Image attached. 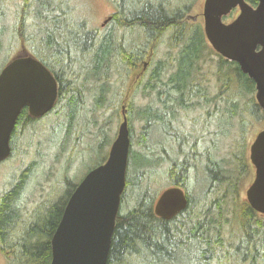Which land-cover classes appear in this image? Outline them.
<instances>
[{
  "label": "trees",
  "instance_id": "obj_1",
  "mask_svg": "<svg viewBox=\"0 0 264 264\" xmlns=\"http://www.w3.org/2000/svg\"><path fill=\"white\" fill-rule=\"evenodd\" d=\"M57 1L22 0L13 16L9 39L11 45L20 41L27 45L28 53L37 57L58 81L56 106L38 121L53 115L57 118L48 138L51 142L65 132L58 156L67 152L62 183L71 190L64 201L57 202L53 198L58 191L52 190L25 217L22 195L35 167L31 164L16 183L0 191V253L6 264H50L52 235L77 186L68 172L77 159L72 150L81 130L77 137L73 136L81 126L78 119L88 97L93 96L95 109L111 110L104 124L110 126L112 118H118L119 104L125 99L123 94L132 71L142 61L153 64L156 46L165 35L169 36L171 48L182 46L181 49L170 60L156 61L149 76L142 78L138 87H142L143 97L150 101L138 105L132 98L127 104L131 163L136 167L133 174L128 173L127 188L133 187L136 196L133 207L118 214L107 264H164L176 259L182 249L188 251L185 260L193 264H264V216L239 199L250 166L247 135L263 121L264 114L251 95L255 92L254 81L236 62L222 56L215 72L218 94L208 96L211 91L205 83L203 60L209 46L203 30L185 20L197 0H113L116 10L109 30L90 25L78 15L72 2ZM247 1L252 5L258 3ZM5 2L0 0V21L6 18ZM134 33L138 37L132 38ZM1 41L0 38V51ZM222 101L226 104L224 109L220 107ZM203 106L218 109L219 137L234 138L230 135L236 129L237 137L231 142L228 158H217L215 147H190L182 133L185 130L174 122L182 111ZM26 114L24 109L20 117ZM134 117L143 123L137 144L145 152L133 149ZM104 127L98 136L103 135L105 144L104 140L99 141L91 151L101 153L110 144ZM156 127L177 143L170 160L163 156L167 150L164 145L159 152L150 147L148 135ZM17 129L13 139L23 131L21 126ZM15 150L13 147L11 157ZM165 161H169L167 167H163ZM194 167L197 171L201 168L208 186L217 194L207 205L197 204L189 191L190 170ZM160 174L165 175L164 186ZM172 185L183 187L190 203L178 216L162 220L154 213V202L163 189ZM125 195L126 191L123 200ZM225 210L231 212V219L225 216ZM231 221L236 230L229 238L224 236L223 226Z\"/></svg>",
  "mask_w": 264,
  "mask_h": 264
},
{
  "label": "water",
  "instance_id": "obj_2",
  "mask_svg": "<svg viewBox=\"0 0 264 264\" xmlns=\"http://www.w3.org/2000/svg\"><path fill=\"white\" fill-rule=\"evenodd\" d=\"M257 2L253 6L247 0H205L204 33L217 53L236 62L254 81L255 98L264 114V0ZM236 8L240 10L238 16L224 22V17ZM57 98V79L34 56H17L3 68L0 162L11 155V137L22 109L28 107L31 116L42 117L54 108ZM127 111L123 106V120L106 161L90 170L70 195L51 238L50 264H107L127 185L131 147ZM249 154L256 174L246 191L247 201L264 216V128L256 134ZM188 205L185 189L172 185L160 192L153 210L162 220H171Z\"/></svg>",
  "mask_w": 264,
  "mask_h": 264
},
{
  "label": "rangeland",
  "instance_id": "obj_3",
  "mask_svg": "<svg viewBox=\"0 0 264 264\" xmlns=\"http://www.w3.org/2000/svg\"><path fill=\"white\" fill-rule=\"evenodd\" d=\"M59 1V0H58ZM57 1V2H58ZM60 1H70L72 2L74 8L76 9L78 15L82 18H86L90 25L95 28H101L103 30H109L111 28V20L112 15L116 10V7L113 3V0H60ZM22 0H6L5 2V11L7 12L5 20L0 21V33L2 31V35L0 36L2 44V49L0 51V72L3 68L14 58L17 56H25L30 55L28 53V46L23 42H17L13 45L10 43V35H11V22L13 20L14 13ZM204 3L205 0H197L194 6L191 8L185 20L196 27H199L203 30L204 33ZM239 11L235 12V15L238 14ZM233 17H229L225 19V22H230ZM110 18V19H109ZM109 19V20H107ZM71 20H73L71 18ZM107 20V21H106ZM205 35V34H204ZM138 37V33H134L132 38ZM168 35H165L159 44L156 46V55L154 56L153 64L145 63L147 60L142 61L137 68H135L127 84L125 92L123 94V101L118 102L119 110H118V118H112L110 126H105V121L107 117L111 113V110H105L103 108L95 109L94 106V98L93 96H89L87 102L85 104V108L81 112L79 120L80 128L75 132L73 138L77 137L78 134V142L75 144L72 152L76 153L77 159L72 164L68 176L74 183H79L81 179L94 167L100 165L105 156L107 157L109 154V150L112 142L115 140L118 134L119 125L123 120L122 115V106L123 104H128V101L133 98L134 102L138 105H145L150 101V98L143 97V89L142 87H138L142 78L144 80L149 76L150 71L153 69L156 61L159 60H170L171 57H175L178 51L181 49L179 47L171 48L168 42ZM205 40L207 45L209 46L208 55L205 56L203 60V72L204 77L207 80L205 83L209 84L210 91L213 95L218 94V81L217 76L215 74L217 69V63L219 57L218 54L212 46L209 44L208 40ZM34 56V55H32ZM35 57V56H34ZM37 58V57H36ZM121 88V85H119ZM254 98L256 96V90L253 94H251ZM256 100V98H255ZM220 104V102H219ZM206 107V106H205ZM220 107L223 109L226 108V104L222 101ZM213 108V106L211 107ZM217 109V108H216ZM207 109L197 107V109H188L184 110L180 113L179 118V126H181L185 131H194L193 138H198L201 134L205 136L206 144H209L211 137L210 132H214L218 129V115H209L205 112ZM212 112V110H210ZM218 113V109H217ZM129 115V113H128ZM89 119V121H88ZM134 151L145 152V150L137 144V141L140 139V130L143 126V123L134 117ZM234 123L236 122L234 119L232 120ZM30 122L31 125H34V130H30V128L22 127L21 134H18L15 139L11 141L12 147H15V155L11 157L9 160L2 162L0 164V191L8 188L12 184L16 183L19 176L23 171H25L31 164H35V167L30 175L25 190L22 195V201L24 203V213L25 217H27L30 212H32L38 204L43 202L49 193L52 190L58 191L57 196L53 200L64 201L67 197L68 193L71 190V187L65 186L62 183L64 179L62 176L63 169L65 168L66 163V155L67 152L63 153L60 157L58 156V152L60 149V142L64 135V130L57 135L56 141H49L48 138L52 135L53 127L56 126L57 118L53 115L47 117L45 121H33ZM235 126V125H234ZM104 127L107 130L108 138H111L110 144L105 147L103 151L95 152L91 151V148L97 144L99 141H103V135L98 136L100 130ZM264 128L263 121L256 124L255 127L249 131L247 135V157L249 158L250 145L255 139L256 134ZM36 129V130H35ZM184 131V132H185ZM236 129L232 131L231 137H219L217 140L218 150L215 152L217 158H228L230 156V145L233 139L237 137ZM149 144L151 145V149L154 152H159L162 150V145H164L167 150L163 152V156L165 159L171 158L174 156L175 150L177 149V143L172 141L171 137L166 136L161 129L156 127V129H152L149 135ZM105 144V140H104ZM205 143L200 144V149L203 150L206 147ZM99 145V144H98ZM132 146V145H131ZM188 149V148H187ZM95 152V153H94ZM151 154V152H149ZM158 155V154H157ZM132 155H129L128 173L133 174L136 171V167L132 165ZM159 156V155H158ZM136 164H138V159L135 160ZM169 165V161H165L163 163V167H167ZM164 170V168H161ZM130 174V175H131ZM159 175L160 183L164 186L166 184L165 175ZM133 176V175H132ZM135 176V174H134ZM255 172L253 167L249 166V172L247 177L241 184L240 187V201H247L246 191L254 180ZM191 180L189 181V191L192 193L193 198L197 204L207 205L209 202L217 198V194L213 193L211 188L208 186V180L206 179V174L202 172L201 168L198 171L193 170L191 174ZM61 185V186H60ZM125 199L121 202L120 213H127L135 204V196L136 192L132 188H126ZM125 193V192H124ZM124 196V194H123ZM155 203V202H154ZM232 203H228V208H231ZM225 216L228 218H232L231 212L224 211ZM236 226L233 221L231 223H226L223 226L224 236L229 237L232 232H235ZM195 250V248H192ZM188 251L185 249L180 250L176 259L167 260L164 264H193L192 261H186V253ZM193 252V251H192ZM169 257V256H168ZM0 264H6V260L4 256L0 253Z\"/></svg>",
  "mask_w": 264,
  "mask_h": 264
},
{
  "label": "flooded vegetation",
  "instance_id": "obj_4",
  "mask_svg": "<svg viewBox=\"0 0 264 264\" xmlns=\"http://www.w3.org/2000/svg\"><path fill=\"white\" fill-rule=\"evenodd\" d=\"M236 11H238V9H235V11H233V15H235V12ZM236 17V16H235ZM208 96H213V94L211 93V92H208ZM201 108H205V109H207V111L205 112L206 114H209V115H211L212 114V116L213 115H216L217 114V109L216 108H209V107H205V106H203V107H201ZM24 109L26 110V112H27V114H26V116H22V117H20V115H19V117H18V120H17V122H16V125H15V128H14V130H13V133H12V140H13V134H14V132L16 131V130H18L17 129V127H19V126H21V127H26V128H30V130H34V125H31L30 124V122H32V123H34L33 121H38V119H42V118H44L45 116H47L49 113H47L45 116H43V117H33V116H31L30 115V113H29V110H28V108L26 107H24ZM24 109H22V110H24ZM192 109H197V108H192ZM190 110V109H189ZM210 110H212V112L210 111ZM53 111V110H52ZM51 111V112H52ZM174 122H175V124H179V120L178 121H176V120H174ZM186 132V133H185ZM185 132H182L183 134H185L186 135V140H188V142H189V145H190V147H194V146H197L198 148L200 147V144L202 143H205L206 144V138H205V136L203 135V134H201L198 138H193L192 136L194 135V131L193 130H190V131H185ZM218 129H216L214 132H210V134H211V137L209 138V140H210V142H209V144H206V147L207 146H211V147H216L217 146V140H218ZM14 139H15V137H14ZM172 139V138H171ZM172 141H174L175 142V140H173L172 139ZM186 142V141H185ZM188 148V147H187ZM186 148V149H187ZM200 149V148H199ZM201 150V149H200ZM198 154H200V153H198ZM197 160V159H196ZM196 160H194V162L196 161ZM249 164H250V167H253V169H254V172H255V167L251 164V162H250V160H249ZM193 170H196L197 171V167H194V168H191V170H190V176H191V174H192V171ZM255 174H256V172H255ZM191 178L192 177H190V179H189V181L191 180ZM254 178H255V176H254ZM254 181V180H253ZM189 187V186H188ZM210 188H211V190H212V192H213V190H214V188L212 187V186H209ZM187 193V192H186ZM188 195V194H187ZM188 199H189V203H190V197L188 196Z\"/></svg>",
  "mask_w": 264,
  "mask_h": 264
}]
</instances>
